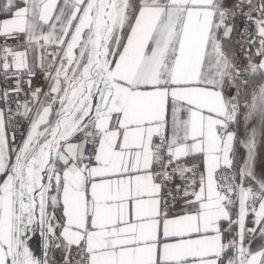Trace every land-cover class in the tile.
I'll return each mask as SVG.
<instances>
[{
	"label": "snow or ice",
	"instance_id": "snow-or-ice-1",
	"mask_svg": "<svg viewBox=\"0 0 264 264\" xmlns=\"http://www.w3.org/2000/svg\"><path fill=\"white\" fill-rule=\"evenodd\" d=\"M0 264H264V0H0Z\"/></svg>",
	"mask_w": 264,
	"mask_h": 264
}]
</instances>
